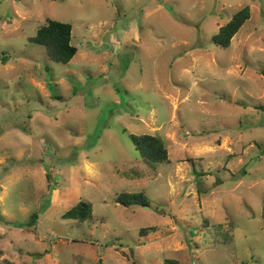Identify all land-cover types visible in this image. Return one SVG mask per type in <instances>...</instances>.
I'll list each match as a JSON object with an SVG mask.
<instances>
[{"label": "rangeland", "instance_id": "374dc122", "mask_svg": "<svg viewBox=\"0 0 264 264\" xmlns=\"http://www.w3.org/2000/svg\"><path fill=\"white\" fill-rule=\"evenodd\" d=\"M0 264H264V0H0Z\"/></svg>", "mask_w": 264, "mask_h": 264}, {"label": "trees", "instance_id": "16d2710c", "mask_svg": "<svg viewBox=\"0 0 264 264\" xmlns=\"http://www.w3.org/2000/svg\"><path fill=\"white\" fill-rule=\"evenodd\" d=\"M248 6L236 11L232 17L220 26L215 35L216 42L223 47H228L232 37L249 18ZM72 26L70 23L47 18L36 33L28 38V41L42 46L49 58L60 64H68L78 52L77 46L72 44ZM133 143L155 163H162L169 160L168 152L163 140L156 135L140 134L131 135ZM117 203L128 205H143L145 198L141 193L122 192L115 197ZM65 218L79 219L80 221L92 218L91 205L86 201H79L64 215Z\"/></svg>", "mask_w": 264, "mask_h": 264}]
</instances>
